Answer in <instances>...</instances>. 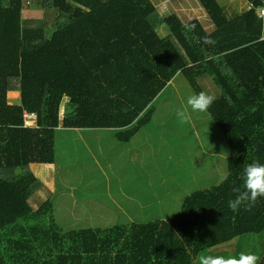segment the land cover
Instances as JSON below:
<instances>
[{"label": "trees", "instance_id": "16d2710c", "mask_svg": "<svg viewBox=\"0 0 264 264\" xmlns=\"http://www.w3.org/2000/svg\"><path fill=\"white\" fill-rule=\"evenodd\" d=\"M196 2L209 32L151 0H0V264H196L207 249L264 232V197L228 207L245 164L264 163V0L234 16L217 0ZM38 11L56 21L32 25ZM179 77L217 97L207 112L232 151L228 179L167 220L63 232L52 202L36 199V177L48 184L52 166H35L36 177L28 166L55 165L60 127L113 129L125 143L147 135L155 101ZM256 253L264 264V246Z\"/></svg>", "mask_w": 264, "mask_h": 264}, {"label": "rangeland", "instance_id": "374dc122", "mask_svg": "<svg viewBox=\"0 0 264 264\" xmlns=\"http://www.w3.org/2000/svg\"><path fill=\"white\" fill-rule=\"evenodd\" d=\"M151 1L164 17L175 14L184 23L197 18L205 31L212 30L211 21L196 0ZM217 1L230 16L249 8L247 0ZM53 14L38 11L30 20L34 26L42 22L53 24ZM159 33L162 37L171 36L166 27ZM193 94L194 89L179 77L158 97L153 121L144 129L147 135H142L141 140L157 136L151 138L149 145L138 144V157L132 162L124 156L126 146L113 130L65 133L56 129V162L50 188L36 193V199L52 202L51 214L58 228L68 232L167 220L181 212L185 198L220 184V177L226 172V157L232 154L223 135L207 111L192 112L189 108L188 122L176 115L177 109L187 107V99ZM13 95L17 94L10 93L8 102L13 101ZM24 116L29 118L26 113ZM28 121L33 124L31 118ZM129 167L136 172L130 173ZM28 169L33 175L36 173L34 167ZM160 174L167 177L163 186L159 184ZM36 179L48 182L47 178ZM263 246L264 232L236 237L201 255H236L241 251L256 252Z\"/></svg>", "mask_w": 264, "mask_h": 264}, {"label": "clouds", "instance_id": "9594fccd", "mask_svg": "<svg viewBox=\"0 0 264 264\" xmlns=\"http://www.w3.org/2000/svg\"><path fill=\"white\" fill-rule=\"evenodd\" d=\"M208 38H204V43H208ZM217 99L214 94L206 91H200L188 97L187 107L177 109L176 115L184 122L191 119L188 111L190 108L192 112H206ZM229 172H225L220 177V182L223 183L228 179ZM243 185L234 186L232 192L235 197L228 201V207L233 212L240 210L243 205L245 208H251L255 205L258 198L264 197V163L253 160L246 163L242 175ZM261 257L252 251H241L236 255H200L197 264H259Z\"/></svg>", "mask_w": 264, "mask_h": 264}, {"label": "crops", "instance_id": "0c3cea01", "mask_svg": "<svg viewBox=\"0 0 264 264\" xmlns=\"http://www.w3.org/2000/svg\"><path fill=\"white\" fill-rule=\"evenodd\" d=\"M14 93H16L17 95L16 96L13 95V97H12V100L13 101H10L9 102L10 104H18L19 101H20V94H19V92H13L12 94H14ZM8 96H9V94H8ZM30 118H31V120L33 122V124H31V125H34L35 124V115L32 114ZM58 129H61L62 131H65V133H67V131H76V130L89 131L90 129H95V128L68 129V128H62V127H60ZM101 130H110V129H101ZM111 130H113V129H111ZM113 131L115 132V136H116L117 135L116 131L115 130H113ZM142 135L143 134L137 132V133L134 134L132 140H130L129 142H126V143L125 142H121V144H124L126 146V148H125V155L124 156H126L129 159L130 162H132L135 157H138V149H137L138 148V144L144 145L145 142H146L147 145L150 144L149 143V139H147L146 141L145 140H141ZM156 136L157 135H154L153 137L156 138ZM116 138H117V136H116ZM35 166H52V172H54V169H55V165L54 164H30L28 167L31 170L32 167L35 168ZM129 169H130V173H135L136 172V170L133 167H129ZM34 175L36 177V174L35 173H34ZM51 180L53 181L52 182V185H54V179L52 178ZM41 184L43 185L42 188H45V187L46 188L47 187L50 188L48 186V184H44V183H41ZM52 188H53V186H52ZM39 192H41V190H38L37 191V193H39Z\"/></svg>", "mask_w": 264, "mask_h": 264}, {"label": "built area", "instance_id": "2783aa9c", "mask_svg": "<svg viewBox=\"0 0 264 264\" xmlns=\"http://www.w3.org/2000/svg\"><path fill=\"white\" fill-rule=\"evenodd\" d=\"M263 15V10L262 9H259V16H262ZM31 115L32 114H27V116H29V118L31 117ZM34 115V114H33ZM29 118H26L25 116H24V124H26V125H31V124H28L27 122H29L28 121V119ZM27 120V121H26Z\"/></svg>", "mask_w": 264, "mask_h": 264}]
</instances>
